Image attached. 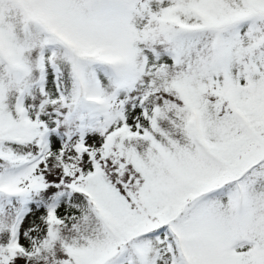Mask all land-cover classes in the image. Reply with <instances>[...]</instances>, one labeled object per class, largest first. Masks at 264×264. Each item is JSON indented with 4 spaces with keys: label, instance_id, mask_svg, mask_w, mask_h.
<instances>
[{
    "label": "snow or ice",
    "instance_id": "1",
    "mask_svg": "<svg viewBox=\"0 0 264 264\" xmlns=\"http://www.w3.org/2000/svg\"><path fill=\"white\" fill-rule=\"evenodd\" d=\"M0 264H264V0H0Z\"/></svg>",
    "mask_w": 264,
    "mask_h": 264
}]
</instances>
